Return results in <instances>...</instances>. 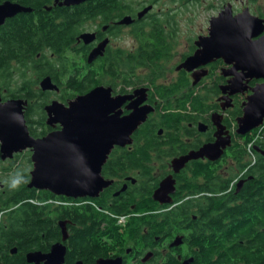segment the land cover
Returning a JSON list of instances; mask_svg holds the SVG:
<instances>
[{
    "label": "flooded vegetation",
    "instance_id": "af4514ba",
    "mask_svg": "<svg viewBox=\"0 0 264 264\" xmlns=\"http://www.w3.org/2000/svg\"><path fill=\"white\" fill-rule=\"evenodd\" d=\"M4 1L7 0H0V2ZM92 1L96 0H86L78 5L63 7L71 9ZM127 1L132 2L135 8L137 7L133 13H126L116 19L112 18L109 22L101 21V14H99L98 20L95 19V21L88 22L86 24L87 29L79 32L76 37V44L66 54L69 59H71L70 56L75 59L76 67H81L80 64L85 60L92 66H99L101 62H106V70H101V74L99 72L96 77L105 76L108 81L103 80L91 89L103 85L112 89L113 96H130L122 106V115L131 113L135 108L133 106V109H130L131 104H137L139 107H147L152 110L132 133L131 143L125 146L116 145L111 150L102 168V175L109 183L98 195L94 197L60 195L63 196L61 197L62 199L56 200L59 204L65 205H73L75 203L76 206H80L81 210H83V205L88 201V198H97L99 200V209L111 207L117 211L124 212L123 214H114L109 210H104L109 214L108 216L111 220H113V217L117 219V224L121 228L113 231L104 229H102L104 231H96L101 235V239L98 241L101 252L91 257H83L76 255L73 252V247H69L73 237L76 236L78 231L83 229L81 224L78 221L77 223H72L70 220H61L59 222L61 227L60 239L51 240L48 237L45 240L46 243L42 246L26 250L20 249L18 246L10 248L12 257L21 255V257H18L23 261L22 264H45V258L34 256L30 260L28 254L32 252L49 253L52 246L57 242H61L66 247L62 258L63 261L59 264H99L100 261H105L109 264H209L204 251L210 246L211 238L221 237L233 227L231 215L224 214L223 210L214 204V201L217 202L218 198H220L221 208L232 207L233 204H241L242 199L240 196L246 181L255 178L250 172L251 167L241 171L239 164L234 159L243 138L248 133L252 134L254 130L245 135L237 133V118L243 114V103L247 96L252 93L251 87L264 82V79H248L246 81L248 87L243 92L229 94V90H227L224 94L221 86L227 85L228 80L233 77V75H225L224 72L231 68L232 65L226 63L223 58H218L195 69L196 71L207 69L208 74L202 76L197 83H194L195 70L189 71L185 68H179V65L197 50L198 46L195 42L198 37L206 34H199L196 38L192 37L181 45L176 31V23L172 21L174 20V12L172 10L162 12L161 9L155 11V7L158 6L160 0ZM55 3L56 0L53 1V6L58 5ZM227 3H222L219 11ZM149 5H152L151 10L142 18H138V13ZM250 11L264 18L263 14L254 13L251 8ZM234 12L237 13L239 11L234 9ZM126 15L131 16L134 21L130 24H120L119 21ZM15 16L6 18L5 22L0 24V51L2 50L3 39L7 35L8 26L6 25ZM84 32H94L96 38L92 42L86 43L80 38ZM261 35H264V32ZM126 40H129V42L125 43ZM100 45H102L100 53L98 52L99 54L92 61H89L92 51L96 50ZM180 45L181 48H179ZM46 54L39 52L36 57L39 61L43 60V62L45 59L48 61V57H54V53ZM145 60L157 63L158 70L155 73L158 74L159 72L160 76L157 77V74H150L146 77L148 73L152 72L151 69L154 65L144 64ZM172 60H174L175 65L171 66L168 62ZM114 62L118 63L117 66L123 67L122 76L119 74L121 69L117 71V75L111 72L114 69ZM24 69L23 67V72ZM31 71L34 72V69L28 67L26 74ZM46 77H50L58 89L44 90L41 82ZM217 77H219L217 84L218 93L211 97L208 88L212 83L215 84ZM16 79L11 78L10 83L6 84L9 87L0 85V102L5 103L11 99L25 100L23 112L26 125L29 133L35 138L43 137L61 128L60 123H48L49 115L46 110L48 105L52 104L53 101H59L67 106L77 96L91 90L70 96V93L69 95L66 94L68 88L64 81L58 83L50 74H36L35 80L38 84L34 88L31 84L30 88H41L43 93L48 92V95L46 94L48 98L42 105L41 112L35 110V112H31L30 107L35 105L36 102L29 101L26 97L15 96L18 87L15 90H11ZM131 81H134L135 84L129 85ZM171 87L174 92L167 96V91ZM194 89L195 93L201 89L204 91L206 89L207 100L203 103V112L198 108L194 110L191 100L184 103L186 97L194 94ZM162 91H165V93ZM227 94L232 99L231 105H226L225 101L221 99L222 96ZM55 96L57 98H54ZM167 110L174 113H186V116L181 115L182 117L180 116L174 125H169L162 118V114ZM216 122L224 125V131L227 133H223V136H229L231 140L222 155L216 160H211L207 156L189 159L178 169L174 165L175 159L181 158L191 151L199 150L204 144L217 140L220 136V128ZM143 124L152 126L149 129L154 131V136H150L153 137L155 143L148 149L149 160L146 157L132 160L131 154L140 153L136 142L147 138L144 135L145 132L140 130ZM255 145L260 147L257 143ZM261 150L264 149L261 148ZM27 151L28 153H25ZM256 151L259 154L254 153L251 155V165L257 162L260 154L264 156L260 150L256 149ZM23 154L27 160L23 161L22 166L25 164L30 165L28 161L30 159L31 173L33 161L30 148L14 153L13 157L6 159L2 158L0 150V162L8 161L1 167L0 176L8 172L9 167L17 168L20 164L18 163V158H21ZM200 164L206 166V168L200 170L198 168ZM166 179H169V181L173 180L171 192L168 195H161V197L155 198V190ZM5 181L0 177V195H5L8 192L9 185ZM149 197L152 201L146 203L150 199ZM254 199H257L256 196ZM147 205H154L158 215L160 231L152 235L148 232V229H144L140 231L135 240H132L130 231L125 228L126 223L133 214L130 212L139 208L141 211V208L147 207ZM103 218L101 216L99 220H104ZM69 224L70 226H77L78 229L73 230L68 227ZM258 227L259 225L255 224V232L251 233L254 243L259 237L258 233L263 232ZM2 235L3 231L0 229V238ZM43 236L45 237V235ZM240 243L243 242L240 240Z\"/></svg>",
    "mask_w": 264,
    "mask_h": 264
},
{
    "label": "trees",
    "instance_id": "16d2710c",
    "mask_svg": "<svg viewBox=\"0 0 264 264\" xmlns=\"http://www.w3.org/2000/svg\"><path fill=\"white\" fill-rule=\"evenodd\" d=\"M14 1L31 7L32 11L18 14L6 25L8 26L7 35L3 39L2 50L0 51V85L9 87L6 84L10 83L11 78L16 79L17 77L14 82L16 88L18 87L15 96L26 97L29 101H35L36 104L30 107L31 112L42 111V105L47 101L48 92L43 93L41 88H30L31 84L34 88L38 82L26 74L28 67H32L37 75L50 74L56 82L64 81L68 88L66 94L69 95L70 93V96L84 93L103 80L108 81L105 76L96 77L101 70H106V62H101L99 66H92L85 60L80 64L81 67H76L75 59L71 56L72 60L69 59L66 52L76 44L77 35L87 29L86 24L88 22L98 20L99 14H101V21L109 22L112 18L116 19L126 13H133L137 7L135 8L132 2L127 0H96L69 9L59 4L53 6L54 0ZM259 13L264 15L263 12ZM39 52L54 53V57H48V61L46 59L44 62L43 60L39 61L36 57ZM144 64L154 65L151 69L152 72L148 73L146 77L150 74H157L155 73L158 70L157 63L145 60ZM117 65L118 63L114 62V69L111 72L117 75V71L121 69L119 74L122 76L123 67ZM23 67L25 68L24 72ZM159 74L158 72L157 77L160 76ZM218 79L219 77H217L215 84L212 83L208 88L211 97L218 93ZM133 84H135L134 81H131L129 85ZM205 91L201 89L195 93L194 89V94L186 97L184 103L191 100L193 109L198 108L203 112L202 106L207 100ZM162 92L165 93V91ZM173 92L171 87L167 91V96ZM181 115L186 116V113H174L167 110L162 114V118L165 123L174 125ZM145 124L140 127V130L145 132L144 135L147 138L136 142L140 153L131 154L132 160L139 157L141 159L146 157L149 160L148 149L155 143V140L152 137L154 131L149 129L152 126H145ZM256 143L264 149V123L255 128L252 134L248 133L243 138L235 154L234 159L239 164L241 171L251 167L250 172L255 176L254 179L246 181L240 196L242 203L221 208L220 198L217 202L214 201V204L222 209L224 214L231 215L233 227L221 237L211 238L210 246L204 251L209 264H262L264 262V156L260 154L257 162L251 165V155L259 154L254 147ZM28 161L30 165L22 166L23 162H21L15 169L9 167L8 172L10 173L4 179L8 182L9 189L7 188V194L0 195V229L3 231L0 238V264L23 263L20 258L21 255H18L20 257L17 255L12 257L10 248L13 246L26 250L42 246L48 237L51 240L60 239L61 227L59 222L61 220H70L72 223L78 221L83 228L69 243V247H73V252L76 255L91 257L100 253L98 241H100L101 235L96 231L102 229L113 231L121 228L117 224V219L113 217L111 220L109 214L104 210H109L114 214H123L124 212L108 206H106L108 208L99 209L97 198H88V201L83 205V210L75 203L73 205L59 204L56 200L62 199L63 196L56 195L49 190L28 187L31 179V161L30 159ZM147 166L149 167L148 164ZM198 168L202 170L206 166L200 164ZM210 183L212 184V182ZM255 196L256 200L254 199ZM151 201L150 198L146 203ZM130 213L133 214L125 228L130 231L132 240H135L140 231L144 229H148L152 235L160 231L154 205H147V207H142L141 211L139 208ZM101 216L104 217V220H99ZM104 222L106 223L103 225ZM255 224L259 225V230H263V232L258 233L259 237H257L256 243L251 236V233L255 232ZM68 227L73 230L78 229L77 226H70V224ZM240 240L243 243H240ZM218 246L220 247L218 248ZM200 260L202 261V259Z\"/></svg>",
    "mask_w": 264,
    "mask_h": 264
},
{
    "label": "water",
    "instance_id": "95a60500",
    "mask_svg": "<svg viewBox=\"0 0 264 264\" xmlns=\"http://www.w3.org/2000/svg\"><path fill=\"white\" fill-rule=\"evenodd\" d=\"M86 0H56L61 6L78 5ZM55 3V4H56ZM152 5L138 13L142 18L151 10ZM31 7L10 0L0 2V24L8 17L20 12H30ZM134 19L126 15L119 23L130 24ZM208 34L201 35L196 40L197 50L190 55L179 68L189 71L206 65L218 58H223L232 67L224 72L233 75L227 85L221 86L224 94L243 92L247 80L264 79V18L253 14L249 7L235 13L233 4L228 2L217 15L209 20ZM86 43L92 42L94 32L81 34ZM100 45L92 51L89 61L99 53ZM99 52V53H98ZM208 74L207 69L195 70L194 83ZM42 88L58 89L50 77L41 82ZM252 93L244 101L243 114L237 118V133L245 135L264 123V82L251 87ZM130 96L112 95V89L103 85L77 96L69 105L53 101L46 107L48 123H60L61 128L47 135L35 138L29 133L24 117L23 99H11L0 102V150L2 158H11L14 153L26 148L32 150L33 169L28 187L49 190L56 195L68 197H94L109 183L102 175V168L114 146H125L132 142L131 135L152 110L147 107L130 105V114L122 115V106ZM226 105H231L229 95L221 97ZM223 106V104H222ZM224 108V106H223ZM220 115V114H219ZM218 115V116H219ZM220 128V136L215 142L204 144L199 150L174 160L179 169L189 159L207 156L211 160L219 158L224 149L231 143L229 136H223L224 125ZM255 149L260 150L257 145ZM173 180H164L155 190L154 197L168 195L173 186ZM66 247L61 242L52 246L49 253L32 252L28 254L31 260L34 256L45 258V264H59L63 261ZM99 264H109L100 261ZM119 264V263H118Z\"/></svg>",
    "mask_w": 264,
    "mask_h": 264
},
{
    "label": "rangeland",
    "instance_id": "374dc122",
    "mask_svg": "<svg viewBox=\"0 0 264 264\" xmlns=\"http://www.w3.org/2000/svg\"><path fill=\"white\" fill-rule=\"evenodd\" d=\"M225 2H232L235 11H240L249 6L254 13H264V0H160L158 6L155 7V11L161 9L162 12L169 10L174 12V20L172 21L176 23L178 38L180 39V44L183 45L192 37L196 38L199 34L208 33L210 18L219 13L222 3ZM128 42L129 40H126L125 43ZM181 45L179 48H181ZM168 64L172 66L173 64L175 65V62L172 60ZM28 74L35 79L36 74L34 72L31 71ZM15 89L16 84L14 83L11 90ZM54 98L57 97L55 96ZM25 153H28V151ZM23 161H25L24 154L21 158H18V163ZM6 162H0V169ZM9 173H3L0 177L4 180Z\"/></svg>",
    "mask_w": 264,
    "mask_h": 264
}]
</instances>
